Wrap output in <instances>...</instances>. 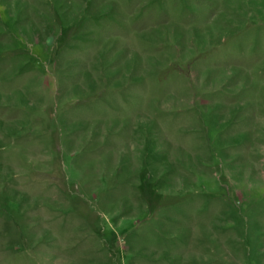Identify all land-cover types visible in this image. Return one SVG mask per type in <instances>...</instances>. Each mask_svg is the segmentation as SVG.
I'll return each mask as SVG.
<instances>
[{
  "label": "rangeland",
  "instance_id": "rangeland-1",
  "mask_svg": "<svg viewBox=\"0 0 264 264\" xmlns=\"http://www.w3.org/2000/svg\"><path fill=\"white\" fill-rule=\"evenodd\" d=\"M0 264H264V0H0Z\"/></svg>",
  "mask_w": 264,
  "mask_h": 264
}]
</instances>
